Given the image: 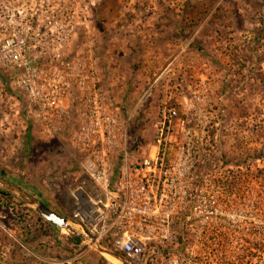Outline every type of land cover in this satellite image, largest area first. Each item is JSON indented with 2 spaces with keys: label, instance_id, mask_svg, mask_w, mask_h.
<instances>
[{
  "label": "rangeland",
  "instance_id": "374dc122",
  "mask_svg": "<svg viewBox=\"0 0 264 264\" xmlns=\"http://www.w3.org/2000/svg\"><path fill=\"white\" fill-rule=\"evenodd\" d=\"M30 18L54 22L38 61L69 67L68 108L38 122L0 69V178L89 234L98 193L82 165L103 152L116 171L125 153L145 159L175 109L161 149L172 154L190 133L199 173L230 183L260 216L229 245L177 222L176 241L134 264H264V0H0V34ZM93 102L116 119L109 145L74 138ZM38 216L0 195V264H112Z\"/></svg>",
  "mask_w": 264,
  "mask_h": 264
},
{
  "label": "built area",
  "instance_id": "2783aa9c",
  "mask_svg": "<svg viewBox=\"0 0 264 264\" xmlns=\"http://www.w3.org/2000/svg\"><path fill=\"white\" fill-rule=\"evenodd\" d=\"M31 21L30 18L0 34V69L11 74L13 83L33 108L34 118L52 125V120L60 118L68 108L63 104L69 67L47 70L46 65L38 61L40 53L45 54L42 41L55 25L49 21L33 26ZM84 116L74 135L77 141L84 145L94 142L96 137L107 145L113 142L112 130L117 126L114 117L96 102ZM176 116L175 109L163 115L153 151L139 162L134 160V165L125 153L116 171L115 166L104 159L105 152L82 165L98 193L92 200V206L97 207L92 211L96 215L91 218L89 235L98 242L106 240L109 248L132 263L140 262L146 252L164 251L167 243L171 245L176 241L174 226L177 222L194 227L209 244L222 240L221 243L229 245L234 238L241 241L248 226L251 227V220L254 222L260 216L248 213L246 199L232 193L230 183L219 180L214 174L205 176L206 167L199 173L198 151L190 133L179 140L172 154L165 153L167 148L161 149ZM208 153L209 150L205 151ZM74 217L83 222L79 213Z\"/></svg>",
  "mask_w": 264,
  "mask_h": 264
},
{
  "label": "water",
  "instance_id": "95a60500",
  "mask_svg": "<svg viewBox=\"0 0 264 264\" xmlns=\"http://www.w3.org/2000/svg\"><path fill=\"white\" fill-rule=\"evenodd\" d=\"M0 191L12 196L20 203L34 208V210L47 222L56 226L60 230H66L75 235L82 241L86 242L88 246L92 247L100 255H107L117 261L118 264H134L121 254L95 240L89 234L79 231L76 228L77 226L75 227L70 221L54 213L42 201L3 178H0Z\"/></svg>",
  "mask_w": 264,
  "mask_h": 264
},
{
  "label": "trees",
  "instance_id": "16d2710c",
  "mask_svg": "<svg viewBox=\"0 0 264 264\" xmlns=\"http://www.w3.org/2000/svg\"><path fill=\"white\" fill-rule=\"evenodd\" d=\"M9 75V74H8ZM1 177H3L2 175H0ZM0 195H2V196H8L7 194H5V193H3V192H1L0 191ZM36 198H38V195L37 194H33ZM40 219H41V217L40 216H38ZM48 224H50V223H48ZM51 225V224H50ZM73 236V238H75L76 240H79L80 241V239L78 238V237H76V236H74V235H72ZM105 245L107 246V247H109V244L107 243H105Z\"/></svg>",
  "mask_w": 264,
  "mask_h": 264
},
{
  "label": "bare ground",
  "instance_id": "6f19581e",
  "mask_svg": "<svg viewBox=\"0 0 264 264\" xmlns=\"http://www.w3.org/2000/svg\"><path fill=\"white\" fill-rule=\"evenodd\" d=\"M103 257H105L106 260L112 262V264H118L117 261H115L114 259H112L111 257L107 256V255H103Z\"/></svg>",
  "mask_w": 264,
  "mask_h": 264
}]
</instances>
